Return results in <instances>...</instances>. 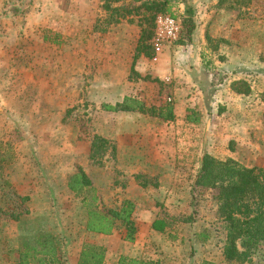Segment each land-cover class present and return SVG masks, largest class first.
<instances>
[{
	"label": "rangeland",
	"instance_id": "1",
	"mask_svg": "<svg viewBox=\"0 0 264 264\" xmlns=\"http://www.w3.org/2000/svg\"><path fill=\"white\" fill-rule=\"evenodd\" d=\"M138 1L0 0V264L23 257L27 264H72L84 244L110 245V261L123 254L160 264H264L263 239L245 260L223 259L226 222L218 216L214 190L194 182L197 161L189 168L169 155L172 173L159 178L117 159L109 140L103 154L90 157L94 133L110 135L113 123L125 127L131 121L127 113L99 110V103L133 96L138 78L127 71L142 23L141 10L133 7ZM167 1L181 28L159 54L174 55L175 45L185 46L203 33L195 28L207 24L210 40L203 47L216 62L208 67L209 80L227 88L236 69L261 100L264 119V0H236L234 7L217 0ZM108 3L123 9L109 12ZM220 43V53L212 50ZM145 80L154 86L146 90L150 95L145 101L134 97L146 107L172 102L171 80ZM250 141L238 149L237 161L257 167L264 178V131ZM78 167L93 182L97 208H118L124 199L135 203L140 231L134 241L124 239L120 223L110 236L85 230L82 201L85 196L91 203V193L67 186ZM20 206L27 211L15 219L11 212ZM153 218L168 224L156 236L139 224Z\"/></svg>",
	"mask_w": 264,
	"mask_h": 264
},
{
	"label": "crops",
	"instance_id": "2",
	"mask_svg": "<svg viewBox=\"0 0 264 264\" xmlns=\"http://www.w3.org/2000/svg\"><path fill=\"white\" fill-rule=\"evenodd\" d=\"M201 29L203 33L196 37L193 35V39L185 46H174L173 51L176 52V55L168 57L166 51L161 54H159V51L149 58L141 54L135 62V70L140 75H149L151 80L156 78L161 83L162 81L171 80L172 95L169 98L172 99L174 120L163 121L153 116L138 121V111H109L100 108L102 103L114 105L121 102L125 95L115 102L103 101L99 103V110L114 112L117 116L119 115L118 117H123L121 113H127L131 121L125 123V127L122 123L121 128L113 123L112 134L110 135L105 133L107 131H99L96 134L113 143L117 159L120 160V156L121 160L127 159L128 163L136 169L143 166L144 174L149 172L150 175H156L159 178L171 174L172 172L167 171L171 168V166H168V162L172 163L169 155H172L173 161L178 156L182 161L187 162L189 168L193 167L189 164L192 161H197L196 164L200 168L204 154H210L218 159L232 157L237 160L236 153L240 146L247 145L251 142L252 137L258 136L264 131L262 103L256 93L250 91L247 94H238L231 88L232 81L242 79L236 76L238 73L236 69L234 70L236 72H234L231 70L233 67L228 68L227 65L225 66L226 69L231 70L228 74L227 88L223 89L224 85L212 83L209 80L208 67L212 69L216 62H213V58L207 56V50L203 47L207 43L205 40L207 24L195 28V31L198 32ZM137 41L135 44H137ZM221 45L220 43L219 47L212 50L220 53L221 48L224 47ZM135 47L136 45L134 50ZM131 63L132 56L130 64H128L127 73L129 74ZM153 87L150 80L138 78L137 81L133 82L132 95L139 97V99L142 97V100L145 101L144 96L150 95L146 90ZM156 106L160 105L156 104ZM188 109L196 113L197 121L189 122L186 120ZM253 118L256 119V124H253ZM134 172L135 170L128 172V177L131 178L133 182L131 184L133 185L137 181L132 179L137 174V172L136 174ZM133 185L131 186L133 187ZM128 198H131V196ZM134 219L136 222L135 212ZM154 219L145 222L141 220L139 224L148 225L150 233H154L156 236V231L151 229V223ZM139 231L137 227L136 234ZM111 233L103 235L110 236ZM95 245L104 248L105 263L114 264L117 261L120 254L114 260L110 261L109 259L110 253L113 252L110 245ZM79 254L75 260H72V264H77Z\"/></svg>",
	"mask_w": 264,
	"mask_h": 264
},
{
	"label": "trees",
	"instance_id": "3",
	"mask_svg": "<svg viewBox=\"0 0 264 264\" xmlns=\"http://www.w3.org/2000/svg\"><path fill=\"white\" fill-rule=\"evenodd\" d=\"M118 3L120 0H112ZM249 2L250 0H245ZM217 5L234 7L236 0H217ZM167 0H139L133 7L137 13L142 15V23L139 38L132 55L130 67L131 77L150 79L148 75H140L135 70L137 58L144 54L146 57H153L155 51L149 43L152 36L155 16L159 13L171 14ZM104 8L112 13H120L122 5L105 4ZM112 15V14H111ZM123 15L122 13L120 14ZM140 17V16H139ZM205 39L210 36L205 32ZM214 47L213 49H215ZM157 80L156 78H152ZM231 88L238 94L250 92L248 82L242 79L234 80ZM101 109L109 111H138L149 112L163 121H172L175 118L173 106L165 102L160 106L146 107L144 102L134 96L125 95L121 102L114 105L102 103ZM189 111L186 120L197 121L194 111ZM109 141L103 136L94 133L90 146V157L103 154L106 144ZM115 152V147H112ZM197 186L207 187L214 190V197L217 200L218 216L226 222V238L222 249L223 259L226 262L243 261L251 253V250L260 240H264V178L259 169L255 166H246L232 157L218 159L210 154H204L201 159L200 169L195 179ZM142 185H145L143 182ZM67 186L75 193H91V203H87L85 196L83 205L87 209L85 230L101 234H110L117 223L124 227V239L134 241L137 226L134 219L135 203L130 199H124L118 208H97L96 190L93 182L87 173L78 167L77 171L69 176ZM20 212H11L13 218L17 219L20 213L26 212L23 206L19 207ZM167 222L162 218H155L151 223V229L163 233L166 230ZM241 248V249H240ZM28 254L27 252H25ZM34 257H32L33 259ZM13 264H27L25 257ZM77 264H108L104 262V248L93 244H84ZM114 264H160L159 260L128 257L120 254ZM200 264H217L210 260H203Z\"/></svg>",
	"mask_w": 264,
	"mask_h": 264
},
{
	"label": "built area",
	"instance_id": "4",
	"mask_svg": "<svg viewBox=\"0 0 264 264\" xmlns=\"http://www.w3.org/2000/svg\"><path fill=\"white\" fill-rule=\"evenodd\" d=\"M180 19L167 13H159L155 16L152 36L149 40L155 53L162 50L163 46L171 43L179 35Z\"/></svg>",
	"mask_w": 264,
	"mask_h": 264
}]
</instances>
